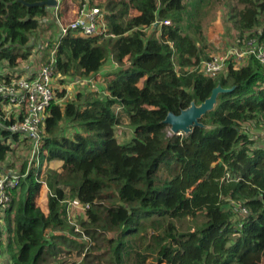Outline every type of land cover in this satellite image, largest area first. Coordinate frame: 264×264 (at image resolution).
I'll return each instance as SVG.
<instances>
[{
    "label": "trees",
    "instance_id": "16d2710c",
    "mask_svg": "<svg viewBox=\"0 0 264 264\" xmlns=\"http://www.w3.org/2000/svg\"><path fill=\"white\" fill-rule=\"evenodd\" d=\"M41 1L0 0V63L13 68L31 56L32 33L50 13L33 5ZM69 1H60V14ZM91 1L108 11V36L60 35L56 74L90 77L111 57L120 68L105 75V96L52 104L41 162L63 164L45 171L48 196L41 165L13 191L0 229L10 264H51L50 256L86 249L82 264H264V141L243 130L252 121L264 128V64L231 62L216 78L194 69L208 48L205 18L222 3L239 32L264 44V0ZM163 20L171 23L156 25ZM218 85L234 89L218 96L201 119L205 126L169 135L167 115L201 104ZM66 120L79 126L72 135L63 130ZM127 120L136 135L121 143L116 127ZM4 134L0 175L14 151ZM37 196L42 204L49 197L48 214ZM71 199L83 208L76 224Z\"/></svg>",
    "mask_w": 264,
    "mask_h": 264
},
{
    "label": "built area",
    "instance_id": "2783aa9c",
    "mask_svg": "<svg viewBox=\"0 0 264 264\" xmlns=\"http://www.w3.org/2000/svg\"><path fill=\"white\" fill-rule=\"evenodd\" d=\"M73 1L70 0L69 2ZM78 1L79 3L76 4V9L73 10L68 24H64L60 19L58 20L61 35L72 31L75 34L86 36H108V26L103 9L93 5L91 0ZM58 2L60 3V0ZM56 8L59 7L56 6ZM159 23L170 24L171 21L163 20ZM55 52L56 49L54 54ZM251 57H255L260 63L264 64V44L257 37L252 36L244 38L238 44L230 47L226 54H218L201 60L195 65L194 69L207 77L216 78L229 69L231 62L234 63L235 67H240ZM56 72L55 55H53L36 73L25 76L13 75L9 70L0 78V130L8 132V135L4 134V137L12 150L28 147L27 150L32 149L33 151L28 169L24 174L21 171L8 172L3 170L1 172L0 229L3 228L2 224L6 225V213L13 199V191L19 189L22 177L28 175L32 165L35 167L41 165L45 172L44 163L41 162L42 156L40 155L46 154V151L41 150L40 145L47 135L46 124L50 116L51 106L60 100L57 97L55 88ZM39 178H41L43 185L46 184L42 179V174ZM76 205H78V202H76ZM87 206L85 205V207ZM235 209L245 214L249 212L241 204L235 205ZM70 221L76 224V221L73 222L71 219ZM76 230H80L78 225ZM6 238L7 232L6 237H4V233L0 234V257L2 252L1 240L5 241ZM85 252L72 264H82L86 255Z\"/></svg>",
    "mask_w": 264,
    "mask_h": 264
},
{
    "label": "rangeland",
    "instance_id": "374dc122",
    "mask_svg": "<svg viewBox=\"0 0 264 264\" xmlns=\"http://www.w3.org/2000/svg\"><path fill=\"white\" fill-rule=\"evenodd\" d=\"M78 3L79 1H76L75 3L64 2L63 14L59 13V8H50V13L43 20L41 27L32 33L31 42L29 44L31 56H29L27 59H20L18 61V64L13 68L9 67L6 61H2L0 63V70H10L13 75L19 74L24 76L36 73L41 68V66H43L48 60L53 57V55H55L54 51L57 46L58 38L61 35L58 20L60 19L64 24H68L71 20V15L73 13L72 8L75 6V4ZM101 8L105 13L108 12L106 7L102 6ZM229 17L230 16L228 14L227 6L225 3L220 4L217 9L210 10L209 15L206 16L204 21V30L207 35L208 48H205L201 52L202 60H205L214 55L226 54L228 53L230 47L238 44L239 41H242L244 38H246L247 33L242 34L241 32H239L233 25V23L229 20ZM152 29L153 28H149L148 31L150 32L152 31ZM106 38L107 37L102 36L101 40H104ZM124 62L126 64H129V61L127 59H125ZM113 63L117 64L114 58L111 57L108 63L104 65V71L102 73H96L90 77H80L73 75L64 76L61 74H56L55 88L57 89L58 99H60L59 93L61 91H65L66 93L65 97L60 99L59 102H61L62 105H65L68 101L77 99L78 94L82 95L80 99L81 101H84L86 98L90 97L91 95H94L95 93H98L100 96H105L106 85L104 84V77L107 73L111 72L112 68H114ZM220 75L223 74L221 73ZM141 85L142 82H140V86ZM78 128L79 126L72 121L66 120L63 122V130L69 135H72L73 131L77 130ZM243 130L246 131L251 137L255 138L257 142L262 143L264 141V128L261 124H256L254 121L243 123ZM167 132L171 136L174 134L170 126H168L167 128ZM116 135L121 143L131 142L134 136L136 135L135 128L129 124L128 120L124 121L123 124H120L118 127H116ZM27 149L28 147L26 149H17L11 152V156L9 155L6 163L3 164L4 170L6 171L9 168L14 169L13 171L20 172L22 167L25 165L26 161V169H28V165L30 163V159L32 158L33 151L32 149ZM31 168H33V165ZM41 174L43 178L45 176V172L43 169L41 171ZM44 185L47 187L46 184ZM47 194L49 195V193ZM38 196L36 197V202L37 204H40V202H38ZM71 202L73 203L72 199L68 201V211L70 219L74 222L76 221V219L82 218V216L79 215H81L80 213H83V208H81L80 205H73ZM2 226L4 227L5 224H2ZM3 233L4 237H6V231H4ZM114 235L115 233L109 234V236ZM98 241L100 245H102L101 239ZM95 243L96 242L94 241L93 245H95ZM105 248L108 249V247ZM1 249L2 252L0 257V264H10V256L5 250H3V244H1ZM78 258L79 255L77 254V252L70 253L69 250H66L63 255L50 256L49 262L51 264H72ZM101 264L108 263L102 261Z\"/></svg>",
    "mask_w": 264,
    "mask_h": 264
},
{
    "label": "water",
    "instance_id": "95a60500",
    "mask_svg": "<svg viewBox=\"0 0 264 264\" xmlns=\"http://www.w3.org/2000/svg\"><path fill=\"white\" fill-rule=\"evenodd\" d=\"M33 5H46L47 7L58 6V0H44L34 3ZM158 24V22L156 23ZM232 88H226L222 85H218L214 88L210 97H208L201 104H197L195 101L180 113L170 112L164 122L171 127L174 134H190L197 126H205L201 121L202 117L211 111L218 100V96L221 93L232 91Z\"/></svg>",
    "mask_w": 264,
    "mask_h": 264
},
{
    "label": "crops",
    "instance_id": "0c3cea01",
    "mask_svg": "<svg viewBox=\"0 0 264 264\" xmlns=\"http://www.w3.org/2000/svg\"><path fill=\"white\" fill-rule=\"evenodd\" d=\"M77 0H75V1H73L72 3H75ZM50 8H52V7H49V10H50ZM74 9H76V4H75V6L72 8V12H73V10ZM108 63V62H107ZM104 67V66H103ZM113 67L114 68H112L111 69V72L112 71H115V70H117V69H119L120 67L118 66V64H114L113 63ZM104 70L103 69H101V71H99L98 73H102ZM97 73V74H98ZM44 169H45V171H46V167H47V169L48 168H51V169H57V170H60L61 169V167H62V164H63V161L62 160H51V161H49V160H44ZM47 188H48V186H47ZM48 193H49V189H48ZM47 196H48V194H47ZM38 202H40V200H39V198H38ZM39 204V203H38ZM41 207H42V210L45 212V214H48L49 213V197H48V201L46 202V203H41L40 202V204H39ZM44 208V209H43Z\"/></svg>",
    "mask_w": 264,
    "mask_h": 264
},
{
    "label": "clouds",
    "instance_id": "9594fccd",
    "mask_svg": "<svg viewBox=\"0 0 264 264\" xmlns=\"http://www.w3.org/2000/svg\"><path fill=\"white\" fill-rule=\"evenodd\" d=\"M58 5H59V2H58ZM56 8V7H55ZM47 185V184H46Z\"/></svg>",
    "mask_w": 264,
    "mask_h": 264
}]
</instances>
